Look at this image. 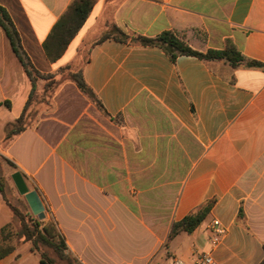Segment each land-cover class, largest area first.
Wrapping results in <instances>:
<instances>
[{"label":"crops","instance_id":"crops-1","mask_svg":"<svg viewBox=\"0 0 264 264\" xmlns=\"http://www.w3.org/2000/svg\"><path fill=\"white\" fill-rule=\"evenodd\" d=\"M91 1L51 61L44 42L73 0H0L36 68L53 72L85 56L83 77L102 104L61 79L9 137L33 84L0 25V158L38 192L44 222L80 264H196L211 249L214 219L227 227L213 252L219 264H263L264 0ZM168 31L204 53L231 41L241 64L173 60L135 39ZM209 203L195 230L172 234ZM14 218L0 191V230ZM12 243L0 264L31 246Z\"/></svg>","mask_w":264,"mask_h":264},{"label":"trees","instance_id":"trees-1","mask_svg":"<svg viewBox=\"0 0 264 264\" xmlns=\"http://www.w3.org/2000/svg\"><path fill=\"white\" fill-rule=\"evenodd\" d=\"M91 0H73L67 11L60 17L54 25L52 31L44 42V48L48 58L51 61L59 59L71 41L79 33L92 9ZM0 25L4 27L11 44L22 62L28 76L30 77L33 89L29 100L20 115L14 123L10 125L8 136L19 133L26 123V111L31 105L36 94L46 100L61 82L63 74L69 72V78L77 87L93 102L102 109V104L95 96L93 90L89 87L83 77L82 64L86 61L85 56L75 60L53 72H42L36 68L32 59L25 51L20 34L8 14L7 10L0 6ZM137 41L144 44L158 45L165 49L173 60L179 55H194L207 60L224 61L232 66H239L242 61V55L237 47L229 41L224 49H209L207 52H198L194 50L187 42L176 36L173 32H164L156 37H136ZM82 52V51H81ZM42 89V92L39 91ZM0 191L4 199L11 207L14 215L20 220V228L14 231L12 224L4 226L0 230V259L15 249L12 243L13 237L20 238L18 242H30L31 250L40 254L38 264H80L74 255L70 252L64 237L61 235L53 221L45 223L35 217L30 211L23 212L8 200L5 191V183L0 178ZM211 203L205 207L191 212L181 221L174 223L172 234L180 230L192 232L205 219ZM264 264V262H263Z\"/></svg>","mask_w":264,"mask_h":264},{"label":"rangeland","instance_id":"rangeland-1","mask_svg":"<svg viewBox=\"0 0 264 264\" xmlns=\"http://www.w3.org/2000/svg\"><path fill=\"white\" fill-rule=\"evenodd\" d=\"M73 49L69 50V53L67 54V57H69L72 54ZM82 57V56H81ZM69 72H66V74H63L62 80H69ZM45 100L42 99L39 94H36L35 97L32 100L31 105L29 106V109L33 107V114L37 113V109H42L44 106ZM37 110V111H36ZM33 117V116H32ZM14 171V168L9 166L2 158H0V178H2L3 182L5 183V180L3 179V176L6 177L7 182L5 183V191L6 196L9 201H11L15 206L19 207L23 212L29 211L27 209V200L23 194L20 193L18 190L13 178H12V172ZM34 215V214H33ZM37 217L36 215H34ZM38 218V217H37ZM12 228L14 231L19 230L20 228V220L16 217L13 219ZM17 240V242L20 240V238L13 237L12 242ZM31 246L29 244H24L21 247L20 256L16 258V261H14L12 264H38L40 261V254L37 252L30 251Z\"/></svg>","mask_w":264,"mask_h":264},{"label":"built area","instance_id":"built-area-1","mask_svg":"<svg viewBox=\"0 0 264 264\" xmlns=\"http://www.w3.org/2000/svg\"><path fill=\"white\" fill-rule=\"evenodd\" d=\"M212 236L210 237L211 249L201 253L196 264H219L214 258V250L221 244L227 234V227L220 220L214 219L210 225ZM172 264H188L182 259L175 258Z\"/></svg>","mask_w":264,"mask_h":264},{"label":"water","instance_id":"water-1","mask_svg":"<svg viewBox=\"0 0 264 264\" xmlns=\"http://www.w3.org/2000/svg\"><path fill=\"white\" fill-rule=\"evenodd\" d=\"M12 177L20 193L25 196L32 213L43 220L45 218V207L38 192L29 189L20 172H15Z\"/></svg>","mask_w":264,"mask_h":264}]
</instances>
